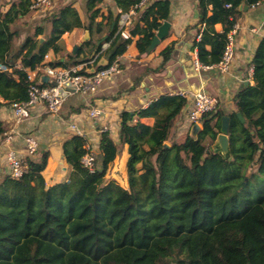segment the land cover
Wrapping results in <instances>:
<instances>
[{
	"label": "trees",
	"instance_id": "obj_1",
	"mask_svg": "<svg viewBox=\"0 0 264 264\" xmlns=\"http://www.w3.org/2000/svg\"><path fill=\"white\" fill-rule=\"evenodd\" d=\"M34 1L9 0V8L0 10L2 106L28 100V71L43 64L50 51L61 53L66 33L88 30L91 40L86 44L94 51V36L102 37L115 22L95 55L108 43L105 54L112 65L135 38L139 55H146L158 28L170 19V1L152 0L138 11L131 37L123 39L117 26L120 14L117 20L111 12L104 17L105 0H88L87 24L79 11L67 5L47 13L31 32L15 29L30 16ZM140 1L115 0V6L125 13ZM262 3L199 0L200 22L192 50L203 67L222 62L241 8ZM99 17L107 18V23ZM175 45L172 42L161 52L162 64L150 72L165 68ZM48 64L69 67L68 62ZM252 65L253 85L234 97L236 110L204 115L197 137L193 125L183 140L176 135L188 99L161 95L146 108L120 114L119 142L109 131L101 133L93 171L82 163L88 140L80 135L63 145L71 169L65 182L47 184L48 152L38 153V159L25 157L21 178L6 175L0 181V264H264V38ZM118 68H123L119 61ZM225 116L230 117V159L211 151ZM146 118H154V125L143 123ZM6 132L0 120V138ZM126 147L128 188L107 180L110 166Z\"/></svg>",
	"mask_w": 264,
	"mask_h": 264
},
{
	"label": "crops",
	"instance_id": "obj_2",
	"mask_svg": "<svg viewBox=\"0 0 264 264\" xmlns=\"http://www.w3.org/2000/svg\"><path fill=\"white\" fill-rule=\"evenodd\" d=\"M87 1L53 0L52 9L59 10L67 5H72L79 11L83 23L87 24L88 19L85 14ZM169 1L171 4L169 19L171 28L168 37L154 51L143 56L138 53L137 38L133 39L127 52L118 58L123 68L119 73L107 79L97 92L73 94L57 114L49 113L44 105L36 106L32 110L31 117L20 125H15L11 120L9 107L2 106L0 100V120L7 128V132L0 138V162L2 163L0 181L7 175L4 158L7 149H15L27 157L23 149V136L27 133L33 134L38 139L40 144L38 153L48 152L50 154L44 176L48 185H54L67 181L71 171L63 156V145L72 136L77 135L71 128L72 125L79 128L83 137L88 140V145L99 154L101 128L106 127L112 138L119 142L120 114L123 111L135 112L146 108L152 100L161 95H177L184 91L190 95L188 106L176 124V135L179 140H183L191 129L188 111L192 108V95L197 91L203 90L217 97L220 102L219 110L226 114L236 110L234 97L244 87L253 85L252 61L256 49L264 38V3L251 8L248 6L241 8V16L236 25L235 53L229 69L222 72L218 67H211L196 72L193 67L196 52L192 50V44L197 37V28H199L200 22L199 0ZM7 3H4L5 10L9 8ZM101 9L104 17H107L111 12L113 19H118L119 9L115 6L114 0H105ZM35 13L44 16V14L31 11V14ZM30 20L33 21L32 18ZM98 21H103L106 24L107 18L99 17ZM39 24L41 25V23ZM135 24H138L137 18L133 25ZM114 27L115 22L112 23L108 32H111ZM216 28L218 31L222 30L221 26ZM87 31L75 29L63 35L61 39L62 52L56 55L50 51L45 61L47 63L68 62L71 67L74 65L73 61H80L84 58L91 59L90 56L95 50L97 53L98 44L105 42L106 40L103 41L105 37L108 38V32L104 33L102 37L98 34L94 36L97 47H94L93 51L90 49L93 46L86 44L91 40V34L88 31L89 40L82 47L76 49ZM172 42H176V45L171 60L160 72H150V69L154 70L160 67L163 61L160 56L161 52ZM106 50L101 54L98 53L99 55L94 58L109 59L105 54ZM78 53L81 54L77 58ZM70 55L74 57L72 61L68 59ZM246 83L248 84L246 85ZM93 108L100 111V119L95 120L90 116V110ZM142 122L153 126L155 119L146 118ZM7 134H13L14 140L6 146L2 142ZM127 150L126 147L121 154V157L125 159L126 174ZM34 158L38 159L39 155ZM115 164H117V160L114 162Z\"/></svg>",
	"mask_w": 264,
	"mask_h": 264
},
{
	"label": "built area",
	"instance_id": "obj_3",
	"mask_svg": "<svg viewBox=\"0 0 264 264\" xmlns=\"http://www.w3.org/2000/svg\"><path fill=\"white\" fill-rule=\"evenodd\" d=\"M115 1V0H114ZM152 0H141L140 3L130 12H121L119 10L118 19V33H120L123 39H129L131 37L130 29L133 26L135 19L139 15V10L147 7ZM228 7H231L230 5ZM53 8V0H35L30 7L31 11L44 14L46 11ZM235 36L236 28L228 35V44L224 52L222 62L216 66L220 71L226 72L229 69L230 64L234 58L235 53ZM109 47V44L102 46V52ZM99 55V54H98ZM47 57V56H46ZM97 58L90 60L86 63L73 65L68 68L50 66L46 61L37 67L34 71H28V100L22 103H13L9 109L11 113V120L15 125H20L24 121L31 117L32 110L39 105H44L47 111L52 114L60 112L68 98L73 94H87L95 93L105 83V81L112 76L120 72L117 62L109 65L107 68L97 69L94 74H88ZM193 67L196 72L211 67H203L198 61V56L193 62ZM83 70H86L87 74H81ZM42 77H47L48 82H41ZM55 82L56 85L51 83ZM177 95H181L189 100V93L187 91L181 92ZM193 103L192 108L189 109L188 119L191 125L201 124V119L206 114L216 113L219 110V99L213 95L206 93L203 90L197 91L192 95ZM90 116L98 120L100 119V111L97 109L90 110ZM71 128L77 133V135L83 136V133L76 125H72ZM108 131L106 127L101 128L100 133ZM14 140L13 134H7L2 142L6 146L11 144ZM23 149L27 156L34 157L39 152L40 144L36 136L31 133H27L23 136ZM88 153L83 157L82 163L91 171L94 169L95 159L97 152L89 145L86 146ZM1 157V153H0ZM5 165L7 167V175L19 179L23 176L26 166L24 163L25 156L21 155L15 149H7L5 152ZM2 163L0 162V172Z\"/></svg>",
	"mask_w": 264,
	"mask_h": 264
},
{
	"label": "water",
	"instance_id": "obj_4",
	"mask_svg": "<svg viewBox=\"0 0 264 264\" xmlns=\"http://www.w3.org/2000/svg\"><path fill=\"white\" fill-rule=\"evenodd\" d=\"M170 28H171V24L169 21H165L157 30L156 32V35L151 43V45L149 46L148 50H147V53H151L152 51H154L160 44L162 41H164L168 35H169V31H170ZM90 34L89 32L87 31L85 33V37L82 39V42L80 43V45L76 48H80L82 47V45L87 41L89 40V37ZM106 40V37L105 39H103V41ZM44 39L41 38L40 39V42H43ZM102 44L99 43L98 46H100ZM76 51V50H75ZM95 53H96V50L92 53V55L90 56L91 59L94 58L95 56ZM191 64V63H190ZM110 65V61L109 59H101L98 61L97 65L94 67V68H91L89 71H88V74L92 75L95 73V71L97 69H102V68H107L108 66ZM41 82H48V78L47 77H42L41 78ZM52 85H56L55 82H52L51 83ZM248 83H246L247 85ZM238 117L241 119V121H244L243 117H242V114L241 113H238L237 114ZM211 118H207V120H210ZM120 125V123H119ZM229 125H230V117L228 116H225L223 119H222V127H221V132L219 133V135L217 136V139L215 140V142L213 143V145L211 146V151L214 153V154H218V155H221L225 158H229L230 159V139H229ZM203 130V124H194L192 126V134L197 137L200 132ZM166 147H168V145H166Z\"/></svg>",
	"mask_w": 264,
	"mask_h": 264
},
{
	"label": "rangeland",
	"instance_id": "obj_5",
	"mask_svg": "<svg viewBox=\"0 0 264 264\" xmlns=\"http://www.w3.org/2000/svg\"><path fill=\"white\" fill-rule=\"evenodd\" d=\"M7 2H8V0H0V10L1 11H5L4 3H7ZM54 11H57V10H54V9L48 10L44 13V16L37 15L36 13L30 14V16H27L24 19H22L21 21H19L18 24L16 25L15 29H20L26 33L31 32V29H34L36 24L42 23L41 20L46 17L47 13L50 14V13H53ZM31 18L33 19V21L30 20ZM45 26H46L47 31L49 33L50 28H51V24L47 23V24H45ZM124 161H125L124 157L120 156L119 159H117V164L114 165V163H113L110 166V169H109L108 174H107V180H114L119 185H121L122 187L128 188V181L126 180L127 174L125 173ZM126 171H127V168H126Z\"/></svg>",
	"mask_w": 264,
	"mask_h": 264
}]
</instances>
